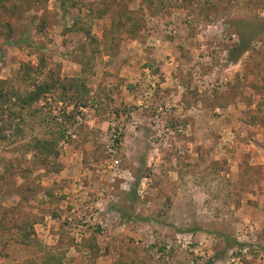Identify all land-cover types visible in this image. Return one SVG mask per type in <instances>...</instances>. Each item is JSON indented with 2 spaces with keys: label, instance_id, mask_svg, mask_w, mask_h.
Masks as SVG:
<instances>
[{
  "label": "rangeland",
  "instance_id": "374dc122",
  "mask_svg": "<svg viewBox=\"0 0 264 264\" xmlns=\"http://www.w3.org/2000/svg\"><path fill=\"white\" fill-rule=\"evenodd\" d=\"M263 25L264 0H0L1 90L51 86L0 112V264H264Z\"/></svg>",
  "mask_w": 264,
  "mask_h": 264
},
{
  "label": "trees",
  "instance_id": "16d2710c",
  "mask_svg": "<svg viewBox=\"0 0 264 264\" xmlns=\"http://www.w3.org/2000/svg\"><path fill=\"white\" fill-rule=\"evenodd\" d=\"M64 3V0H61ZM114 29L109 30L110 35L114 34ZM256 33L257 32H264V25L260 27L258 30H254ZM253 33V31H252ZM94 41H97L96 38H93ZM248 45V44H247ZM244 43L239 44L238 50L239 52L244 51L248 46ZM231 60H234V58H230ZM236 60V58H235ZM79 80V78H76V80ZM0 83H2L0 81ZM35 83V82H33ZM54 85V84H53ZM34 88L30 90H24L22 92H18L16 90L10 91V90H1L0 88V112L3 110L7 111V116L12 119V115L15 113L16 110H19L22 112L25 108L30 107L31 104L36 101L41 94L44 91H47L51 86L45 82V83H40V84H33ZM62 86V85H61ZM53 87V86H52ZM10 101L9 105L8 102ZM10 105H15L16 108H11ZM45 151V150H44ZM47 154L51 153L50 149H46L45 151ZM237 244L235 240L231 241L230 245ZM214 257H211L208 262L212 261ZM43 264H50L49 262H44ZM56 264H64L61 261H57Z\"/></svg>",
  "mask_w": 264,
  "mask_h": 264
},
{
  "label": "crops",
  "instance_id": "0c3cea01",
  "mask_svg": "<svg viewBox=\"0 0 264 264\" xmlns=\"http://www.w3.org/2000/svg\"><path fill=\"white\" fill-rule=\"evenodd\" d=\"M164 63H167V62H166V58H164Z\"/></svg>",
  "mask_w": 264,
  "mask_h": 264
}]
</instances>
